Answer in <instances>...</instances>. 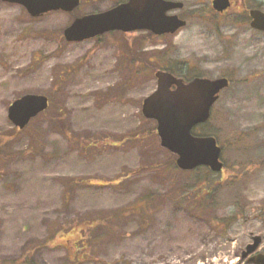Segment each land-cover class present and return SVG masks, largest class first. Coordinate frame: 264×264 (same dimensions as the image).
<instances>
[{"label":"rangeland","instance_id":"obj_1","mask_svg":"<svg viewBox=\"0 0 264 264\" xmlns=\"http://www.w3.org/2000/svg\"><path fill=\"white\" fill-rule=\"evenodd\" d=\"M183 1L175 12L187 24L174 33L115 31L69 41L63 31L76 16L115 0H81L72 11L40 16L0 0V133L12 135L0 162V264H24L26 256L37 264H255L242 258L254 234L263 236L264 252V31L247 15L249 7L264 9V0H245L248 8L233 0L225 13L211 0ZM159 66L232 79L210 120L194 128L216 135L223 173L168 165L174 154L142 113ZM26 93L47 94L53 104L20 129L8 105ZM80 137L99 139L87 143L97 147H80ZM73 177L93 183L74 184ZM204 185L212 188L204 192ZM212 192L216 205L205 211ZM149 194L156 196L143 212ZM106 213H120L112 227ZM93 219L104 221L90 231L96 243L81 258L71 241L79 232L51 241L62 225Z\"/></svg>","mask_w":264,"mask_h":264},{"label":"water","instance_id":"obj_2","mask_svg":"<svg viewBox=\"0 0 264 264\" xmlns=\"http://www.w3.org/2000/svg\"><path fill=\"white\" fill-rule=\"evenodd\" d=\"M26 7L33 16L52 10L72 11L81 0H5ZM180 0H127L106 10L77 16L64 29L69 41H82L112 30L135 31L148 29L155 34L174 33L187 21L172 10L181 9ZM217 11L231 6V0H212ZM252 27L264 31V11L250 10ZM157 88L143 99L145 117L156 119L161 145L177 154L176 162L181 169L189 170L199 165L222 171V148L214 135H198L193 128L206 122L221 91L230 85L227 77L209 78L196 76L186 81L174 73L157 69ZM49 106V97L42 93H26L13 99L8 106V117L19 128ZM262 235L253 236V242L243 250L242 258L264 264V252H257Z\"/></svg>","mask_w":264,"mask_h":264},{"label":"trees","instance_id":"obj_3","mask_svg":"<svg viewBox=\"0 0 264 264\" xmlns=\"http://www.w3.org/2000/svg\"><path fill=\"white\" fill-rule=\"evenodd\" d=\"M113 32V31H112ZM111 33V32H110ZM123 34H127V33H123ZM148 35V37H150V38H155L156 37V35H154V34H152V33H148L147 34ZM99 38H101V36H99ZM161 56V55H160ZM159 56V57H160ZM166 67V66H165ZM171 69H173L172 67H170ZM194 75H196V74H193V75H184L186 78H190V77H192V76H194ZM50 100H51V105L53 104V100H52V98H50ZM16 131H21L20 129H17L16 128ZM154 131L156 132V127H154ZM215 135V134H214ZM12 138V135H10L8 132H4V133H0V162H1V160H5L6 158H3V154L5 153V151H9V149H8V143H9V140ZM80 138H82L81 139V142L79 141V138H78V143H79V146L80 147H82V148H86V149H88V148H91V147H97V145H95L94 144V146L93 145H90V144H87L88 143V141H92V142H99V139H96V138H94V137H88V138H85V137H80ZM103 138V140L105 141V142H107L108 144L110 143V144H113V143H111V137H109L108 136V138H105V137H102ZM108 139H109V141H108ZM125 140L127 139V137L126 138H124ZM124 139H122V140H124ZM114 141V140H113ZM5 147L7 148V150H3V148L5 149ZM165 165H167V164H165ZM168 165H172L174 168H175V170H176V168H177V165H176V162H175V155H174V157H172L169 161H168ZM172 167V168H173ZM198 168H200V167H198ZM198 168H196V169H198ZM206 168V167H205ZM225 168H226V165H225ZM207 170L206 171H208L210 174L212 173V171L209 169V168H206ZM182 171H184V170H182ZM208 172H206V177L208 176ZM115 178H117V179H115ZM114 179H110L111 181H113V182H115V180H120V181H122V180H124L123 178H125V177H115ZM73 181V183L74 184H87V183H90V184H92L93 183V181H91V180H88L87 178H80V177H73V178H71ZM221 179H223V178H221ZM198 180V179H197ZM196 180V181H197ZM120 181H117V182H120ZM233 182H230V183H227L226 184V187H229V186H233ZM219 187H222V184L221 185H219ZM210 188H212V185L211 186H206V185H204L203 186V188L202 189H204V192H206L207 190H210ZM201 192H202V190H201ZM204 192H202V193H204ZM214 192V191H213ZM211 193L210 195H209V199L207 198L206 200H204V202L201 204V207H203V209L205 210V211H210V209H213V206H215L216 205V203H215V201H214V199L216 198V196H213V194L214 193ZM154 196H156V195H152V194H149V195H147V200L144 202L145 203V206H143L142 208H144L143 209V212H147V211H149L150 210V206H151V203L154 201ZM234 202H236L235 204H239V196H237L236 197V199L234 200ZM262 208L264 209V202H263V205H262ZM263 211V210H262ZM116 214H120V213H115V214H110V215H108V213H106L105 215L104 214H101V215H104L103 217V219H105V222L107 221L108 222V225L110 226V221H111V219H113L112 218V215H116ZM118 216H120V215H118ZM115 217H117V216H115ZM103 221L104 220H102L101 222L103 223ZM100 221H98V220H96V219H93V221L92 222H90V223H88L86 226L88 227V231H89V233H87V235H86V233H84L83 231H81V229H84L86 226H82V224H80V223H78V221H72V222H70V223H68V225H62L58 230H57V232L55 233V235L53 234L52 236H51V241L52 240H59V237H60V235L62 234V233H65V232H73L72 234L73 235H75L77 232H79L80 234H77L76 235V237H74V238H72L71 239V241L73 240V244H74V247H75V251H76V253H75V257L77 258V259H79V258H81V256H83L84 255V248L85 247H91V248H93V245L96 243V239H95V237L92 235V233L90 234V231L93 229V228H96L97 226H99V225H101L102 223L100 222ZM104 225V224H103ZM110 227H112V226H110ZM105 229H104V231H103V236L107 233V232H109V229H111V228H109L108 226H106V227H104ZM83 237H86V239H87V245H86V243L83 241ZM89 238V239H88ZM49 239V238H48ZM48 239L47 240H44V243L45 244H47L48 243ZM62 240H64V237L62 238ZM88 240H89V245H88ZM40 245H35L34 246V251H35V248H37V247H39ZM31 250H29L28 251V253L30 252ZM26 261H27V263H24V264H37L36 262H35V259H34V257H28V256H26ZM103 263V262H102ZM104 263H106V264H110L109 262H104Z\"/></svg>","mask_w":264,"mask_h":264},{"label":"flooded vegetation","instance_id":"obj_4","mask_svg":"<svg viewBox=\"0 0 264 264\" xmlns=\"http://www.w3.org/2000/svg\"><path fill=\"white\" fill-rule=\"evenodd\" d=\"M242 6H243V7L246 6V1H245V0H243ZM245 8H248V7H245ZM252 8H259V9L264 10V9L262 8L261 5H256V6L249 7V9H248V14H247V15L249 16V23H251L250 10H251ZM226 11H227V10L223 11L222 13H225Z\"/></svg>","mask_w":264,"mask_h":264}]
</instances>
